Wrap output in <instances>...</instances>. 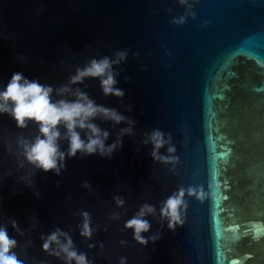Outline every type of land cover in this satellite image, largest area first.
Here are the masks:
<instances>
[{"label": "water", "instance_id": "water-1", "mask_svg": "<svg viewBox=\"0 0 264 264\" xmlns=\"http://www.w3.org/2000/svg\"><path fill=\"white\" fill-rule=\"evenodd\" d=\"M120 51L122 97L105 96L98 79L75 86L126 118L95 121L109 131L106 145L133 122L111 156H66L59 175L18 168L5 144L15 151L36 127L0 115V225L17 241L16 259L63 264L41 249L59 228L93 264H264V0H0V88L15 72L57 88ZM156 129L171 137L175 165L154 161L144 143ZM181 188L198 196L185 195L183 223L169 230L160 208ZM145 204L156 212L143 235L158 238L142 246L124 224Z\"/></svg>", "mask_w": 264, "mask_h": 264}, {"label": "clouds", "instance_id": "clouds-1", "mask_svg": "<svg viewBox=\"0 0 264 264\" xmlns=\"http://www.w3.org/2000/svg\"><path fill=\"white\" fill-rule=\"evenodd\" d=\"M179 3L188 6V0H179ZM184 21V17H179L173 22L183 24ZM126 56V52L120 51L113 57L92 58L82 68L78 67L75 73L69 76L66 84L57 88L42 84L36 79H29L21 72L12 74L7 83L0 88V115H9L19 129H25L29 123H33L37 130V134L31 139H17L15 151L12 145L6 142V152L15 156L18 168H23L27 164L35 170L45 173L52 171L59 175L64 167L66 156L71 158L77 153L111 156L112 152L120 146L121 138L124 135H132L133 122L128 120L129 127L121 128L116 141L106 145L109 131L100 128L95 121L99 119L119 125L126 122V118L115 109L97 104L87 93L75 87L83 83L85 79H98L105 96L122 97L123 92L116 87L118 73L114 71V68L121 64ZM54 96L58 98L53 99ZM61 141L67 143L65 150L61 149ZM144 143L152 145L151 156L154 161L165 165L177 163L176 150L171 143V137H166L159 129L147 134ZM165 146H167V154L162 155L160 150ZM22 179L28 186L31 185L30 175ZM185 195L198 196V193L192 188L178 189L163 202L160 208V217L167 221L169 230H174L183 223ZM123 204V200H116L117 207H123ZM155 212L154 206L145 204L124 224L125 230L130 229L133 239L142 246L149 240L154 241L158 238L153 236L146 239L143 235L148 233L151 227L146 216L154 215ZM81 221L78 225L80 235L90 240L93 229L87 212L81 213ZM12 227L17 228L15 221H12ZM41 240L42 251L61 260L63 264H93L86 253L76 249L71 236L59 228L46 237L42 236ZM16 247L17 241L8 235L5 226L0 225V264H20L14 254ZM88 247L91 249L95 245L89 244ZM120 264H126V260L121 258Z\"/></svg>", "mask_w": 264, "mask_h": 264}]
</instances>
